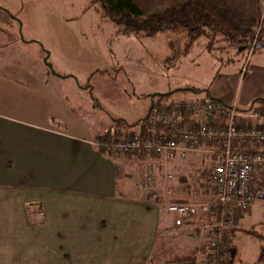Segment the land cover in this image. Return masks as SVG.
<instances>
[{
    "label": "crops",
    "instance_id": "crops-1",
    "mask_svg": "<svg viewBox=\"0 0 264 264\" xmlns=\"http://www.w3.org/2000/svg\"><path fill=\"white\" fill-rule=\"evenodd\" d=\"M32 39L0 43V264H154L156 241L169 225L182 232V247L193 248L192 228L177 226L165 208L148 205L149 191L139 183L151 176L170 202L210 201V165L190 186L183 173L193 154L211 163L210 154L189 153L164 164L155 153H102L99 135L65 127L57 113L64 78L40 63L41 52L27 53ZM154 129L140 125L128 135ZM184 188H199L202 199L179 197Z\"/></svg>",
    "mask_w": 264,
    "mask_h": 264
},
{
    "label": "rangeland",
    "instance_id": "rangeland-1",
    "mask_svg": "<svg viewBox=\"0 0 264 264\" xmlns=\"http://www.w3.org/2000/svg\"><path fill=\"white\" fill-rule=\"evenodd\" d=\"M115 30L94 0H0V43L21 44L34 37L27 53L41 52L40 63H46L52 76L64 78L63 104L59 103L57 113L68 131L82 135L112 131L117 139L127 137L130 128H150L143 118L152 103L161 109L181 100L213 97L235 100L244 111L262 105L258 100L251 103L264 97V47L239 52L223 42L209 47L203 36L190 44L182 30H163L151 37L117 35ZM185 86L207 91L177 90ZM193 155L183 172L188 186L210 165L200 153ZM177 195L200 201L203 194L192 188ZM170 228L158 236L154 264H164L167 253L186 243L178 236L182 232ZM246 230L264 235V201L254 202L250 213L239 216L234 247L225 264H264L259 259V241Z\"/></svg>",
    "mask_w": 264,
    "mask_h": 264
},
{
    "label": "built area",
    "instance_id": "built-area-1",
    "mask_svg": "<svg viewBox=\"0 0 264 264\" xmlns=\"http://www.w3.org/2000/svg\"><path fill=\"white\" fill-rule=\"evenodd\" d=\"M173 107L176 113L191 117L177 129L178 138L170 132L172 108L166 105L161 112L153 111L150 118L154 128L162 127L164 132L148 130L138 136L115 139L111 150L130 157L155 153L164 164L189 153L210 154L212 200L167 202L162 192L153 187L152 177L147 176L146 203L161 205L174 214L176 225H185L195 216L218 207L217 220L204 223L191 233L196 248L194 264H223L233 240L237 215L249 211L254 202L264 201V111L239 110L235 102L220 106L207 99L181 100ZM199 114L200 120H194ZM170 178V174L164 173L165 180Z\"/></svg>",
    "mask_w": 264,
    "mask_h": 264
},
{
    "label": "trees",
    "instance_id": "trees-1",
    "mask_svg": "<svg viewBox=\"0 0 264 264\" xmlns=\"http://www.w3.org/2000/svg\"><path fill=\"white\" fill-rule=\"evenodd\" d=\"M100 8L102 15L115 26L117 35H138L147 37L156 35L159 31H185L190 44L197 38L203 36L209 41L208 46L216 42H223L227 46L236 47L249 45V49H255L256 44L264 45V0H94ZM263 47V46H262ZM261 47V48H262ZM46 64V63H45ZM90 87V86H88ZM177 90L207 91L196 87L185 86ZM170 93L159 94V97H166ZM223 106L224 101L211 98ZM258 100L263 102L260 109L264 111V97L256 98L251 103ZM154 103L149 108L148 113L143 118L147 120L150 130L154 125L150 121L153 111L161 112L164 108L154 107ZM250 105V107H251ZM249 107V108H250ZM172 108V127L170 132L175 138L177 129L184 123L190 121V116L175 112ZM131 126V124H126ZM149 130V131H150ZM164 132L162 127L154 129ZM153 131V132H154ZM116 133L106 131L97 136L96 143L102 153L112 154L111 144L117 139ZM122 138V137H119ZM142 185L145 189V180ZM219 208L212 207L207 213L195 216L185 225L192 229L218 219ZM181 226V225H177ZM235 229L233 230V232ZM246 232L259 241V259L264 260V235L259 232L246 230ZM233 241V240H232ZM195 243V242H194ZM233 247L231 242L230 249ZM195 246L193 248L181 247L177 252L171 251L164 256V264H194ZM226 260V259H225ZM225 260L223 264L225 263Z\"/></svg>",
    "mask_w": 264,
    "mask_h": 264
},
{
    "label": "water",
    "instance_id": "water-1",
    "mask_svg": "<svg viewBox=\"0 0 264 264\" xmlns=\"http://www.w3.org/2000/svg\"><path fill=\"white\" fill-rule=\"evenodd\" d=\"M262 46L264 47V45H262V44H256V45H255V48H261ZM251 47H252V45H251V46L246 45V46L236 47V49H237L239 52H242V51H244V50H246V49H249V48H251ZM44 62H45V60H44Z\"/></svg>",
    "mask_w": 264,
    "mask_h": 264
}]
</instances>
